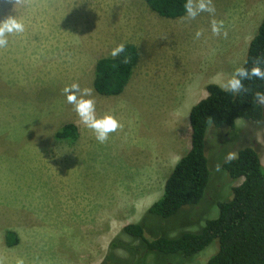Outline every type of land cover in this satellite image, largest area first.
Returning a JSON list of instances; mask_svg holds the SVG:
<instances>
[{"label":"rangeland","instance_id":"rangeland-1","mask_svg":"<svg viewBox=\"0 0 264 264\" xmlns=\"http://www.w3.org/2000/svg\"><path fill=\"white\" fill-rule=\"evenodd\" d=\"M212 3L214 14L171 20L143 0H0V21L15 17L25 29L0 48V264H101L115 238L138 245L121 231L143 218L148 238L198 232L242 181L222 169L229 152L250 147L264 167V125L210 127L203 199L165 221L145 217L189 150V110L207 85L221 87L242 66L264 19V0ZM213 20L223 22L220 35ZM120 44L136 46L139 63L120 95L100 96L95 64ZM74 84L93 90L84 98L94 100L97 118L111 115L122 125L107 142L98 143L67 102ZM66 124L76 138L56 140ZM7 232L18 239L13 247ZM217 250L213 241L186 259L144 253L140 264H206Z\"/></svg>","mask_w":264,"mask_h":264},{"label":"trees","instance_id":"trees-1","mask_svg":"<svg viewBox=\"0 0 264 264\" xmlns=\"http://www.w3.org/2000/svg\"><path fill=\"white\" fill-rule=\"evenodd\" d=\"M153 13L164 19H179L186 15V0H143ZM117 57L99 59L94 68L93 89L100 96H118L132 77L140 60L136 46L126 44ZM264 58V19L251 39L245 61L241 67H253V60ZM125 59L128 60L125 63ZM260 67L264 68V64ZM247 92L238 94L224 91L215 84L205 87L206 97L191 107L188 113L190 146L167 177L160 198L146 211L145 217L165 221L175 217L182 209L196 206L204 197L209 182L208 161L204 150L208 129L222 127L235 129L236 121L264 125V105L255 100L256 92H264V80H244ZM209 117L211 120H209ZM78 132L74 125L66 124L55 135L56 140L74 139ZM238 158L225 161L222 169L241 183L232 188L227 202L217 203L218 215L207 220L198 232H184L175 237L149 236L144 231L145 218L137 224L125 226L121 234L138 245L115 238L101 264H140L144 253L156 256L179 255L191 258L217 241L218 250L206 264H264V167L257 152L244 147ZM6 245L13 247L18 239L7 232ZM132 252L134 258L126 261L116 252Z\"/></svg>","mask_w":264,"mask_h":264},{"label":"clouds","instance_id":"clouds-1","mask_svg":"<svg viewBox=\"0 0 264 264\" xmlns=\"http://www.w3.org/2000/svg\"><path fill=\"white\" fill-rule=\"evenodd\" d=\"M14 6L18 4H23L25 0H12ZM186 16L184 19H195L197 15L201 12H207L209 14L215 13V7L212 0H186L183 5ZM223 22L212 21V33L213 35H220V28ZM24 25L17 21L15 17H8L4 21H0V48L7 46L8 40L7 36L9 34H19L24 32ZM201 35L200 32L196 33L197 38ZM225 37L227 33L223 34ZM125 51L124 44L117 45L115 49L112 50L111 55L113 57L119 56ZM128 62L127 59L124 61ZM264 64V58L257 57L253 60V67L245 68L239 67L235 69L234 73L221 84L224 91L238 94L241 92H247L248 89L245 88L243 81L250 80L253 78L264 80V68L260 67ZM67 102L73 105V110L78 116L80 122L95 135V139L98 143L107 142L109 135L116 132L118 129L122 128V125L118 120H116L111 115H104L103 117L97 118L95 112V103L93 99H85L84 97H91L93 90L90 88L79 89L78 85H72L70 88H66ZM255 100L257 103L264 105V92H256ZM209 120L211 118L209 117ZM238 158L237 153L229 152L225 156V162L230 163ZM216 171H220V165L215 166ZM19 264H23L20 261Z\"/></svg>","mask_w":264,"mask_h":264},{"label":"crops","instance_id":"crops-1","mask_svg":"<svg viewBox=\"0 0 264 264\" xmlns=\"http://www.w3.org/2000/svg\"><path fill=\"white\" fill-rule=\"evenodd\" d=\"M189 113V112H188Z\"/></svg>","mask_w":264,"mask_h":264}]
</instances>
